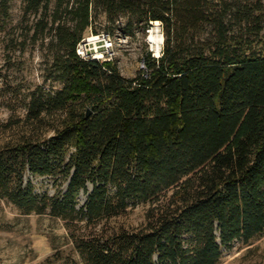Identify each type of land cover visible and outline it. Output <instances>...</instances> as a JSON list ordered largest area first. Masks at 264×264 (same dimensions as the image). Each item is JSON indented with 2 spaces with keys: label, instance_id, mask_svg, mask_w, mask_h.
Instances as JSON below:
<instances>
[{
  "label": "trees",
  "instance_id": "1",
  "mask_svg": "<svg viewBox=\"0 0 264 264\" xmlns=\"http://www.w3.org/2000/svg\"><path fill=\"white\" fill-rule=\"evenodd\" d=\"M17 1L0 0V33L25 31L51 86L4 127L0 210L60 219L82 264H219L264 237L263 0H20L15 25ZM155 22L162 55L134 78L76 53ZM142 204L143 226L109 227Z\"/></svg>",
  "mask_w": 264,
  "mask_h": 264
},
{
  "label": "rangeland",
  "instance_id": "2",
  "mask_svg": "<svg viewBox=\"0 0 264 264\" xmlns=\"http://www.w3.org/2000/svg\"><path fill=\"white\" fill-rule=\"evenodd\" d=\"M255 1V0H254ZM264 2V0H263ZM20 0L14 11L15 25L19 20ZM159 31V33H158ZM24 30L20 26L9 34L0 33V137L5 126L26 116L25 98L39 86L49 89L47 59L33 45L22 46ZM153 32L164 36L162 27L134 31L131 37H121L117 31L113 63L124 78L140 74L146 54H155L149 38ZM165 41V37H164ZM163 41V42H164ZM21 42V41H20ZM164 46V44H163ZM162 46V48H163ZM48 80V81H47ZM59 85H55L57 87ZM39 195L54 196L58 193L54 181L48 178L29 177ZM66 186L63 188L65 191ZM91 187L88 189L90 192ZM87 194L78 197L80 206L86 203ZM151 205H140L110 223L109 227L137 228L146 223ZM82 264L74 245L69 240L63 221L49 215L24 216L11 204L0 210V264ZM219 264H264V237L246 245L235 243L230 250H223Z\"/></svg>",
  "mask_w": 264,
  "mask_h": 264
},
{
  "label": "built area",
  "instance_id": "3",
  "mask_svg": "<svg viewBox=\"0 0 264 264\" xmlns=\"http://www.w3.org/2000/svg\"><path fill=\"white\" fill-rule=\"evenodd\" d=\"M76 53L83 60H97L101 64L111 63L113 62L114 57V43L112 38L106 34H90L79 43ZM161 55L157 56L156 54H153V57L159 59ZM142 71H146V66L144 63L142 66Z\"/></svg>",
  "mask_w": 264,
  "mask_h": 264
},
{
  "label": "bare ground",
  "instance_id": "4",
  "mask_svg": "<svg viewBox=\"0 0 264 264\" xmlns=\"http://www.w3.org/2000/svg\"><path fill=\"white\" fill-rule=\"evenodd\" d=\"M155 25L156 27H158L160 25V22H155ZM163 41L164 37L162 35H156V32H153L149 38V43L153 46L154 52L157 56L161 55Z\"/></svg>",
  "mask_w": 264,
  "mask_h": 264
},
{
  "label": "water",
  "instance_id": "5",
  "mask_svg": "<svg viewBox=\"0 0 264 264\" xmlns=\"http://www.w3.org/2000/svg\"><path fill=\"white\" fill-rule=\"evenodd\" d=\"M159 26H161V25H159ZM164 37V36H163ZM90 116V111L89 112H87V117H89Z\"/></svg>",
  "mask_w": 264,
  "mask_h": 264
}]
</instances>
